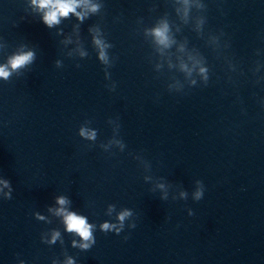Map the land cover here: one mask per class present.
<instances>
[{"label": "water", "instance_id": "95a60500", "mask_svg": "<svg viewBox=\"0 0 264 264\" xmlns=\"http://www.w3.org/2000/svg\"><path fill=\"white\" fill-rule=\"evenodd\" d=\"M61 207L80 216L0 81V264H102L91 239L67 230ZM85 243L88 248L81 247Z\"/></svg>", "mask_w": 264, "mask_h": 264}, {"label": "clouds", "instance_id": "9594fccd", "mask_svg": "<svg viewBox=\"0 0 264 264\" xmlns=\"http://www.w3.org/2000/svg\"><path fill=\"white\" fill-rule=\"evenodd\" d=\"M33 5L38 7L39 9L43 10L44 16L43 20L46 25L49 27L58 24L60 21V17H67L69 13H73L77 15L78 18L83 19V15L86 13H78L76 9L81 6V4H86L89 6V10L92 12L97 11L98 5L91 4L89 5L88 0H32ZM185 3H187V0H185ZM152 35L155 37L156 42L163 47H169L172 41L170 40L168 36V25L166 23H162L159 27L152 30ZM95 43L103 48L102 42L97 39ZM33 58V53L28 52L24 53L18 56L13 57L9 63L13 69L19 68L20 66L30 62ZM101 59L106 60V56L101 51ZM183 67V66H182ZM204 69H201V72H204ZM9 71L5 66H0V77L7 78L9 75ZM81 134L85 136H89L91 138H94V133H89L86 130H81ZM60 205H64L67 203L65 198L60 197L57 201ZM58 214H62L64 216L65 224L67 227V230L69 232H76L80 235V237L88 241L92 237L91 228L92 226L87 223L86 218L83 216H78L74 212H67L63 207H61L58 210ZM130 213L127 211L123 212L119 219L121 221L124 220L126 216H128ZM112 226L105 223L103 225L104 229H109ZM58 234H55L53 239H55V236ZM83 248H88L89 245L87 243L81 245ZM71 264V262H69Z\"/></svg>", "mask_w": 264, "mask_h": 264}]
</instances>
